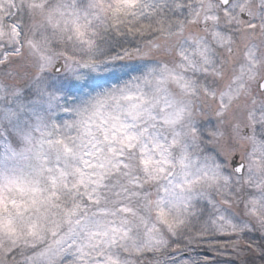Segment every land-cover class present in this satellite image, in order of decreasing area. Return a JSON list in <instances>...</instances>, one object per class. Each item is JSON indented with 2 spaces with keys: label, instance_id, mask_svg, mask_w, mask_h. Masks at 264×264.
<instances>
[{
  "label": "snow or ice",
  "instance_id": "snow-or-ice-1",
  "mask_svg": "<svg viewBox=\"0 0 264 264\" xmlns=\"http://www.w3.org/2000/svg\"><path fill=\"white\" fill-rule=\"evenodd\" d=\"M0 264H264V0H0Z\"/></svg>",
  "mask_w": 264,
  "mask_h": 264
}]
</instances>
